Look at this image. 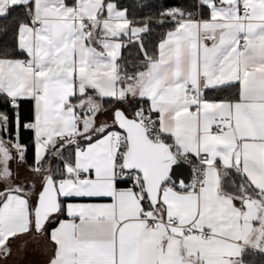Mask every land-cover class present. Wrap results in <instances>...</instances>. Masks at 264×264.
<instances>
[{"label": "snow or ice", "instance_id": "snow-or-ice-1", "mask_svg": "<svg viewBox=\"0 0 264 264\" xmlns=\"http://www.w3.org/2000/svg\"><path fill=\"white\" fill-rule=\"evenodd\" d=\"M0 264H264V0H0Z\"/></svg>", "mask_w": 264, "mask_h": 264}, {"label": "trees", "instance_id": "trees-1", "mask_svg": "<svg viewBox=\"0 0 264 264\" xmlns=\"http://www.w3.org/2000/svg\"><path fill=\"white\" fill-rule=\"evenodd\" d=\"M126 3H128L129 5H132L133 7H135L136 5H138L141 2H149V0H125ZM151 2L153 3H162L163 0H151ZM170 5H180V6H189L192 3H194V0H168ZM138 10V9H137ZM145 11H151V9H145Z\"/></svg>", "mask_w": 264, "mask_h": 264}]
</instances>
